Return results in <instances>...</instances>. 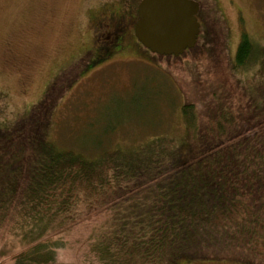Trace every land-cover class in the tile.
Masks as SVG:
<instances>
[{
  "label": "trees",
  "instance_id": "16d2710c",
  "mask_svg": "<svg viewBox=\"0 0 264 264\" xmlns=\"http://www.w3.org/2000/svg\"><path fill=\"white\" fill-rule=\"evenodd\" d=\"M213 31L207 24L204 47H216ZM228 64L235 75L256 66L247 76L253 85L239 87L242 104L213 89L221 98L203 131L194 102L182 107L185 135L93 157L45 137L43 117L0 128V225L9 217L24 246L16 264L57 263L65 240L54 235L81 204L89 211L96 201L116 211V228L96 245L104 264H263L264 46L244 35Z\"/></svg>",
  "mask_w": 264,
  "mask_h": 264
},
{
  "label": "rangeland",
  "instance_id": "374dc122",
  "mask_svg": "<svg viewBox=\"0 0 264 264\" xmlns=\"http://www.w3.org/2000/svg\"><path fill=\"white\" fill-rule=\"evenodd\" d=\"M141 1L0 0V128L12 127L19 118L28 124L43 117L45 137L61 149L93 157L163 135H185L182 107L187 102L197 104L199 127L206 130L221 98L212 94L215 88L232 95L234 103L245 102L239 87L253 85L247 76L256 66L235 75L228 63L235 59L242 33L264 46V0H202L218 47H204L207 36H202L181 60L161 58L167 55L145 47L134 23L117 33L103 21L129 4L137 10ZM91 205L87 211L81 204L66 229L54 235L65 240L55 264H104L96 245L116 228L115 206ZM22 248L8 217L0 225V264H16L14 255Z\"/></svg>",
  "mask_w": 264,
  "mask_h": 264
},
{
  "label": "water",
  "instance_id": "95a60500",
  "mask_svg": "<svg viewBox=\"0 0 264 264\" xmlns=\"http://www.w3.org/2000/svg\"><path fill=\"white\" fill-rule=\"evenodd\" d=\"M199 8L195 0H142L135 35L154 53L180 56L197 44Z\"/></svg>",
  "mask_w": 264,
  "mask_h": 264
},
{
  "label": "flooded vegetation",
  "instance_id": "af4514ba",
  "mask_svg": "<svg viewBox=\"0 0 264 264\" xmlns=\"http://www.w3.org/2000/svg\"><path fill=\"white\" fill-rule=\"evenodd\" d=\"M195 1H198L199 5H200V8L197 12V19L200 22V32L198 35V41H199V38L202 37L203 35H205V30H206V26H207L208 22L206 21V11L202 6V0H195ZM138 18H139L138 7H137V10H135L134 6L131 7V5L129 4L127 9H125V12L116 13V14H113L110 16H106L103 19V21H107L111 28L116 29L117 33H122V31L125 30V25L127 22H131L132 24L134 23V26H135V23L138 20ZM244 35H247L249 37L248 32H246L244 34L243 33L240 34L238 37V39H239L238 43L236 45L237 49H238ZM249 38L252 39L251 37H249Z\"/></svg>",
  "mask_w": 264,
  "mask_h": 264
}]
</instances>
